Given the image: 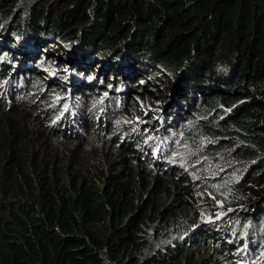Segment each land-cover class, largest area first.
<instances>
[{"label": "trees", "instance_id": "obj_1", "mask_svg": "<svg viewBox=\"0 0 264 264\" xmlns=\"http://www.w3.org/2000/svg\"><path fill=\"white\" fill-rule=\"evenodd\" d=\"M0 264H264V0H0Z\"/></svg>", "mask_w": 264, "mask_h": 264}, {"label": "rangeland", "instance_id": "obj_2", "mask_svg": "<svg viewBox=\"0 0 264 264\" xmlns=\"http://www.w3.org/2000/svg\"><path fill=\"white\" fill-rule=\"evenodd\" d=\"M118 67H116V69H117Z\"/></svg>", "mask_w": 264, "mask_h": 264}, {"label": "clouds", "instance_id": "obj_3", "mask_svg": "<svg viewBox=\"0 0 264 264\" xmlns=\"http://www.w3.org/2000/svg\"><path fill=\"white\" fill-rule=\"evenodd\" d=\"M118 69V68H117Z\"/></svg>", "mask_w": 264, "mask_h": 264}]
</instances>
